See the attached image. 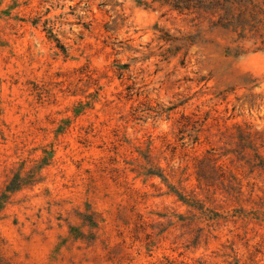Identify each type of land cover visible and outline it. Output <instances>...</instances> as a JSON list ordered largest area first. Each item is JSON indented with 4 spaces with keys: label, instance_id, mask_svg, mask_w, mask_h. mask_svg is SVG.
Instances as JSON below:
<instances>
[{
    "label": "rangeland",
    "instance_id": "1",
    "mask_svg": "<svg viewBox=\"0 0 264 264\" xmlns=\"http://www.w3.org/2000/svg\"><path fill=\"white\" fill-rule=\"evenodd\" d=\"M173 3L0 0V264H264V50Z\"/></svg>",
    "mask_w": 264,
    "mask_h": 264
},
{
    "label": "trees",
    "instance_id": "2",
    "mask_svg": "<svg viewBox=\"0 0 264 264\" xmlns=\"http://www.w3.org/2000/svg\"><path fill=\"white\" fill-rule=\"evenodd\" d=\"M172 9L193 14L212 28L237 35L245 41H259L255 50H264V0H173ZM256 43L254 42V45ZM242 52V46H239Z\"/></svg>",
    "mask_w": 264,
    "mask_h": 264
}]
</instances>
